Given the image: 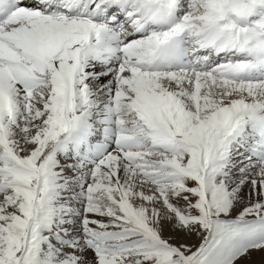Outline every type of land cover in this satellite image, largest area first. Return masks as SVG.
Masks as SVG:
<instances>
[{
	"label": "snow or ice",
	"instance_id": "snow-or-ice-1",
	"mask_svg": "<svg viewBox=\"0 0 264 264\" xmlns=\"http://www.w3.org/2000/svg\"><path fill=\"white\" fill-rule=\"evenodd\" d=\"M0 264H264V0H0Z\"/></svg>",
	"mask_w": 264,
	"mask_h": 264
}]
</instances>
